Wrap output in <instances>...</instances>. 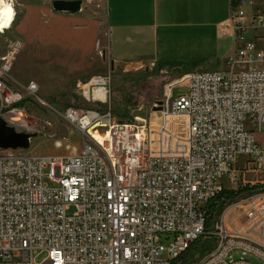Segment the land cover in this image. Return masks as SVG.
<instances>
[{
  "label": "built area",
  "instance_id": "2783aa9c",
  "mask_svg": "<svg viewBox=\"0 0 264 264\" xmlns=\"http://www.w3.org/2000/svg\"><path fill=\"white\" fill-rule=\"evenodd\" d=\"M233 10L231 3L222 35L232 31L227 65L240 69L194 72L170 86L153 107L154 126L116 122L99 108L110 98L108 76L77 81L91 106L60 112L38 98L35 82H14L17 46L0 58V120L33 131L19 110L32 99L84 140L70 156L0 154V264H182L202 240L197 264H252L246 255L264 264V187L235 199L225 193L237 190L239 166L244 174L264 165L255 136L264 126V40H245V18ZM181 87L187 94L174 100ZM172 117L185 122L171 124ZM162 235L172 239L168 246ZM234 252L242 257L234 260Z\"/></svg>",
  "mask_w": 264,
  "mask_h": 264
},
{
  "label": "rangeland",
  "instance_id": "374dc122",
  "mask_svg": "<svg viewBox=\"0 0 264 264\" xmlns=\"http://www.w3.org/2000/svg\"><path fill=\"white\" fill-rule=\"evenodd\" d=\"M30 2L28 0H15L16 19L12 28L6 34H0V58L12 52V48L17 46L18 52L13 56L11 75L17 85L25 86L30 81L35 82L39 90L38 98L51 103L57 111H64L67 108L82 109L88 107L79 95L75 86L71 85L69 79L75 71L81 72L85 68L73 69L76 66H83L77 58L68 50L65 54H60L53 50V25L52 23H37L35 19L27 22V30L20 31L26 8ZM233 14L240 17L243 13L245 18L242 33L245 40H264V0H234ZM261 23V24H260ZM231 25V23H230ZM229 23L225 29L230 27ZM244 29V30H243ZM232 32V31H231ZM169 41L159 42L160 55L156 60L168 62V69H107L103 76H108L111 80L110 98L107 105L99 107L108 110L112 114L113 120L120 123L136 122L146 120L156 124L154 118L157 114L153 108L156 104H163L166 92L169 87L178 83L185 84L187 73L194 72H218L225 74L232 70L240 69V66L231 67L227 65V60L234 54L235 41L233 33L220 40L215 38L214 32L190 31L174 33ZM242 36V35H241ZM161 37V35H160ZM263 45L264 41L260 42ZM71 45V44H70ZM70 45H68L70 47ZM243 45V43H239ZM189 67L191 69H185ZM79 70V71H78ZM185 75V76H183ZM19 87V86H18ZM186 88L173 89L172 98L175 100L179 96L187 94ZM91 106V105H90ZM92 107H98L93 105ZM23 120L34 130L23 129L24 133L33 135L29 148L8 150L7 153L14 155L32 156H70L79 154L84 147L82 136L65 125L52 110L43 108L40 103L27 99L19 105ZM185 122L183 117H172L171 124ZM154 126V125H153ZM21 132V133H23ZM256 139L263 150L264 158V126L255 132ZM57 143V144H56ZM6 153L0 150V154ZM249 164L246 168H252ZM244 165L235 170V175L240 181L237 190L230 193L232 197H245L264 187V165L261 171L251 172L247 170L240 174ZM225 180V179H224ZM246 182V184H244ZM52 186L51 183H49ZM253 187V188H252ZM247 188L238 193L239 190ZM74 209L71 208L67 214L71 215ZM166 235H162L163 243L168 246L172 239L167 240ZM206 240L198 242L201 247L206 248ZM191 254V253H190ZM203 254H192L187 258L186 264H197L198 258ZM46 257L42 253L35 257V261L42 262ZM165 254L161 258H165ZM241 253L234 252L233 259L239 260ZM252 264H260L251 255L243 257Z\"/></svg>",
  "mask_w": 264,
  "mask_h": 264
},
{
  "label": "crops",
  "instance_id": "0c3cea01",
  "mask_svg": "<svg viewBox=\"0 0 264 264\" xmlns=\"http://www.w3.org/2000/svg\"><path fill=\"white\" fill-rule=\"evenodd\" d=\"M54 1H78L80 9L76 13L57 12L52 6ZM28 2L20 31L26 32L27 22L32 19L41 25L52 23L55 53L62 55L69 50L84 64L73 67L85 68L78 73L75 71L70 77L73 86L77 81L101 75L107 69H168V62L156 60L160 55L162 36L167 45L169 39L175 37L174 33L211 29L217 40L232 33L229 31L227 36L222 35L225 25L231 23L232 0Z\"/></svg>",
  "mask_w": 264,
  "mask_h": 264
},
{
  "label": "water",
  "instance_id": "95a60500",
  "mask_svg": "<svg viewBox=\"0 0 264 264\" xmlns=\"http://www.w3.org/2000/svg\"><path fill=\"white\" fill-rule=\"evenodd\" d=\"M52 6L57 12L76 13L80 9L78 1H54ZM32 136L28 133H19L8 126L5 121L0 120V150L27 149L29 148V138Z\"/></svg>",
  "mask_w": 264,
  "mask_h": 264
},
{
  "label": "bare ground",
  "instance_id": "6f19581e",
  "mask_svg": "<svg viewBox=\"0 0 264 264\" xmlns=\"http://www.w3.org/2000/svg\"><path fill=\"white\" fill-rule=\"evenodd\" d=\"M6 6L10 7L12 10L10 18L4 14ZM16 16H17V12L15 9V0H3V4H0V34L1 35L6 34V32L12 28ZM95 136L99 139V137L96 134ZM30 141L31 138H29V145H30Z\"/></svg>",
  "mask_w": 264,
  "mask_h": 264
},
{
  "label": "trees",
  "instance_id": "16d2710c",
  "mask_svg": "<svg viewBox=\"0 0 264 264\" xmlns=\"http://www.w3.org/2000/svg\"><path fill=\"white\" fill-rule=\"evenodd\" d=\"M232 3H234V0H232ZM253 188V187H252ZM247 188H243V189H241V190H239L238 191V193H240V192H242V191H244V190H246ZM225 193H232V192H225ZM204 252H205V250H204V248L203 247H201V244L200 245H198V243H195V245L193 246V249L189 252V253H187V254H185L181 259H179V261L182 263V264H186V262H187V258H191L192 257V254L193 255H195V254H197V253H200V255L201 254H204ZM191 253V254H190ZM199 259V258H198Z\"/></svg>",
  "mask_w": 264,
  "mask_h": 264
},
{
  "label": "snow or ice",
  "instance_id": "6c2138e0",
  "mask_svg": "<svg viewBox=\"0 0 264 264\" xmlns=\"http://www.w3.org/2000/svg\"><path fill=\"white\" fill-rule=\"evenodd\" d=\"M0 4H3V0H0ZM11 12H12L11 8L6 6L4 14L7 15L10 18Z\"/></svg>",
  "mask_w": 264,
  "mask_h": 264
}]
</instances>
